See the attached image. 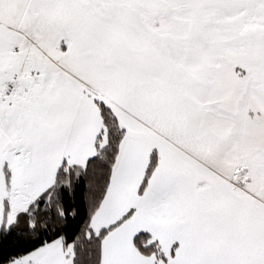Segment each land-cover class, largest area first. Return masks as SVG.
I'll return each instance as SVG.
<instances>
[{
    "label": "snow or ice",
    "instance_id": "snow-or-ice-1",
    "mask_svg": "<svg viewBox=\"0 0 264 264\" xmlns=\"http://www.w3.org/2000/svg\"><path fill=\"white\" fill-rule=\"evenodd\" d=\"M0 264H264V0H0Z\"/></svg>",
    "mask_w": 264,
    "mask_h": 264
}]
</instances>
